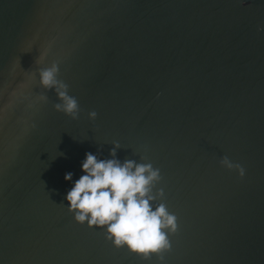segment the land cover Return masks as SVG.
Returning <instances> with one entry per match:
<instances>
[{"label": "water", "instance_id": "1", "mask_svg": "<svg viewBox=\"0 0 264 264\" xmlns=\"http://www.w3.org/2000/svg\"><path fill=\"white\" fill-rule=\"evenodd\" d=\"M258 25L264 0H0V264H264ZM52 64L77 119L39 83ZM113 142L160 170L156 203L178 218L163 261L66 206L85 152Z\"/></svg>", "mask_w": 264, "mask_h": 264}, {"label": "clouds", "instance_id": "2", "mask_svg": "<svg viewBox=\"0 0 264 264\" xmlns=\"http://www.w3.org/2000/svg\"><path fill=\"white\" fill-rule=\"evenodd\" d=\"M262 30L264 25H258L257 31ZM57 72L56 64L38 69L39 83L55 90L60 101L53 105L57 111L77 119L78 102L68 94L67 85L57 80ZM88 116L94 119L96 112L90 111ZM119 146L118 142H113L109 158L85 152L80 163L82 174L64 195L66 206L76 222L103 227L105 239L114 247H124L143 259L156 254L163 261L162 253L171 248L169 234L175 233L178 225L176 215L167 210L166 204L156 203L157 198L164 195L163 188L153 193L154 186L161 180L160 170L150 162L121 161L116 157ZM220 163L228 169L235 168L240 176L245 174V169L227 156L222 157ZM72 175L67 172L64 179L71 180Z\"/></svg>", "mask_w": 264, "mask_h": 264}, {"label": "snow or ice", "instance_id": "3", "mask_svg": "<svg viewBox=\"0 0 264 264\" xmlns=\"http://www.w3.org/2000/svg\"><path fill=\"white\" fill-rule=\"evenodd\" d=\"M178 219V218H177Z\"/></svg>", "mask_w": 264, "mask_h": 264}]
</instances>
